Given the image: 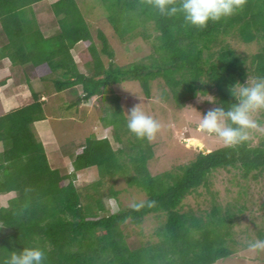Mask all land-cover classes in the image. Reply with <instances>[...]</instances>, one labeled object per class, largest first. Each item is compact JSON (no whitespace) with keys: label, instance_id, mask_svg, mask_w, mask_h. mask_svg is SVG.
<instances>
[{"label":"trees","instance_id":"obj_1","mask_svg":"<svg viewBox=\"0 0 264 264\" xmlns=\"http://www.w3.org/2000/svg\"><path fill=\"white\" fill-rule=\"evenodd\" d=\"M43 1L0 0V20L8 38L0 46V58L30 63L41 72L62 70L64 79L58 80L57 88L81 85L84 92L68 108L113 92L115 84L129 79L138 80L150 96L152 82L163 78L179 107L199 94L211 93L217 107L228 110L237 102L232 86L264 77V0H247L243 10L209 21L203 28L187 24L182 13L161 15L142 0H100L109 8V30L117 33L121 43L138 36L150 39L149 25L156 32L153 52L125 64L115 60L116 51L102 28L97 34L102 42L99 48L78 0H54L51 6L59 29L45 36L35 10ZM80 42L91 52L84 63L87 71L80 70L73 54ZM241 44L247 50L241 51ZM102 53L108 55V62ZM112 100L110 124L117 147L106 135L89 137L69 174L50 165L32 128L34 121L44 117L40 94L34 93L30 104L0 116V141L5 148L0 154L4 176L0 175V192L15 194L8 206L0 205V222L9 230L0 233V264L12 251L37 245L46 253L43 264H213L233 254L226 242L235 221L234 214H228L243 213V206L223 207L218 202L220 192L209 189L210 176L232 167L239 168L244 178L257 179L264 173V140L257 145L249 140L236 147L221 146L209 153L199 150L189 161L154 174L149 167L153 142L129 131L120 97ZM92 166L145 192L147 199L135 203L144 206L113 211L104 195L85 193L76 177L79 170ZM200 186L208 187L212 201L203 200L204 208L197 201V210H184ZM119 192L111 189L110 198ZM151 213L166 216L155 231L157 239L130 244L126 224L141 225Z\"/></svg>","mask_w":264,"mask_h":264},{"label":"rangeland","instance_id":"obj_2","mask_svg":"<svg viewBox=\"0 0 264 264\" xmlns=\"http://www.w3.org/2000/svg\"><path fill=\"white\" fill-rule=\"evenodd\" d=\"M53 2L54 0H46L35 5V10L39 16L38 25L45 36L54 35L59 29L57 17L51 6ZM78 2L85 12L86 19L91 23V30L95 41L99 44V48L102 47V42L97 37L98 30L102 28L107 31L110 45L116 51L115 60L118 63L125 64L136 61L142 57H147L153 52L156 32L152 25H149L148 29V32L152 34L150 39L147 40L142 36H138L126 43H121L117 33L109 30V20L106 19L109 8L105 4H102L100 0H78ZM139 29H142V27ZM6 36L0 20V46L1 43L7 40ZM233 43L235 44V42ZM77 46L75 48L77 62H79L83 71H87L88 67L84 63L86 60L91 59V52L83 42H80ZM239 48L241 51L247 50L246 44H241ZM102 57L106 62L110 59L105 53H102ZM17 65L21 68L20 65L22 64ZM14 67H17L16 64ZM12 73L11 71L10 74ZM22 74L23 72H21ZM251 80L247 81L251 82ZM78 88L81 90L80 86ZM113 89V92L108 91L102 96H97L95 101H93V98L89 104L84 102V106L75 114L78 116L75 119L60 121L57 116H51L54 137L51 138L48 134V139L44 141L45 146L50 147L52 143L58 142L59 144L60 142L62 146L57 151L60 156L65 155L68 148L69 153L73 154L76 152L77 146L83 145L89 137H94L95 132L100 133L101 130L103 133L107 132L106 136L117 147L110 124V120L114 116L112 112L115 108L112 97L116 95L120 97V105L127 120L128 111L139 104L145 112L154 116L163 125L155 140L152 141L155 152L154 157L149 162V167L154 174L171 169L175 165L185 163L195 157L196 153L202 149L196 144H191L190 140L201 141L208 151L224 146L217 136L208 134L199 127L202 115L218 106L214 101L213 94H199L197 97L188 100L184 106L179 107L163 78L155 79L152 82V94L150 96L146 95L140 82L136 79L117 83L113 86ZM165 91L169 94L166 97L163 95ZM75 96L73 95V97ZM32 97L34 98L33 93ZM1 106L2 103L0 102V108ZM70 113V110L64 108L59 112L63 115ZM103 117L106 118L103 119ZM256 118L259 122L261 120L260 124L264 126V111H261ZM34 123H32L33 130ZM35 133L39 138L38 132L35 131ZM263 140L264 131L251 130L250 141L253 145H257ZM53 163H58V160H54ZM59 164L64 166V162ZM72 165L76 166L73 161ZM79 172L83 173L77 178V185L85 193L89 191L90 193L97 192L104 195L103 199L107 205L112 206L113 211L130 207L136 202L147 199L145 192L136 187L128 186L124 178L107 175L97 166L89 167L84 171L79 170ZM116 178L119 179L115 181ZM65 182L67 183L68 180H65ZM111 189H118L120 192L117 196L110 198L109 192ZM209 189L213 192L217 190L220 192L218 202L223 207H227V205L243 206V213L239 211L228 214H234L232 218L235 221L231 228L232 234L226 242L227 246L233 250V254L220 258L213 264H264V252H252L247 247V243L251 240L264 239V173L257 179L244 178L239 168H220L210 176ZM10 196V194L0 195V205L8 206ZM205 199L212 201L211 194L208 187L200 186L198 192L188 199L184 210H197V201L201 203L203 208L206 207L203 204ZM165 219V214L151 213L141 225L128 222L125 226V232L128 234L127 241L132 245H137L139 242L150 238L157 239L155 231L163 224ZM0 229H2L1 234L9 232L4 227H0Z\"/></svg>","mask_w":264,"mask_h":264},{"label":"clouds","instance_id":"obj_3","mask_svg":"<svg viewBox=\"0 0 264 264\" xmlns=\"http://www.w3.org/2000/svg\"><path fill=\"white\" fill-rule=\"evenodd\" d=\"M142 2L156 8L161 15L175 16L182 13L187 24L203 28L209 21L217 22L243 10L247 0H142ZM230 90L237 102L228 110L223 107L209 110L202 115L199 127L204 132L217 136L225 147H236L250 140L251 130L264 131V126L256 118L264 111V77L254 78L244 84L237 82ZM127 127L138 139L152 142L163 125L137 104L128 111ZM74 170L73 166L70 172ZM143 206V202L132 205L137 210ZM0 227L4 225L0 224ZM247 247L252 252H264V239L251 240ZM45 259L44 248L37 245L24 247L19 252L12 251L4 264H43Z\"/></svg>","mask_w":264,"mask_h":264},{"label":"crops","instance_id":"obj_4","mask_svg":"<svg viewBox=\"0 0 264 264\" xmlns=\"http://www.w3.org/2000/svg\"><path fill=\"white\" fill-rule=\"evenodd\" d=\"M7 41L8 38L6 41L1 43V45L5 44ZM73 54L75 56V53ZM77 63L79 64V62ZM15 64L17 67V64H22L20 65L21 68L18 67L17 69V67H14ZM80 70L83 71L81 67ZM11 71L13 72L12 74H10ZM61 71L62 70H49L41 72L30 63L22 61L13 63L9 57L0 58V102L2 103V106L0 108V116H3L14 109L21 108L33 102L34 98L32 97V93L40 94L42 100L45 101L44 117L34 121V130L37 131L40 135L39 138L45 147V151L48 155L50 165L53 168L61 170L60 172L62 174H69L71 168L73 167L72 161L74 162V159L76 158L77 154L81 152L84 144L77 146V149L75 150L76 152H74L73 154L69 153L68 148L65 155L62 156H60V154L57 152L59 147L62 146V143L59 142L58 144V142H54L50 147L45 146L44 141L48 139V134L51 138L54 137L51 116H57L60 121L72 120L73 118L75 119L76 117H78L75 114H77L78 110H80L81 107L84 106V102L89 104V102L92 101L93 98V101H95L97 98L92 97L88 101H81L80 103H78V105L73 108H68L67 104L73 99H76L78 95L83 96L82 93L84 92L82 88V91L78 88L79 86L81 87V85L59 90L57 88V85L59 84L58 80L64 79ZM21 72H23L22 75ZM73 95L76 96L73 97ZM63 108L70 110L71 113L68 115L59 114V112H61ZM106 134L107 132L103 133L100 130V133L95 132V137H103ZM4 150V144L0 141V154H2ZM54 160H58V163H53ZM60 162L62 164L64 162V166H60ZM82 173L83 172H79L76 178H78ZM13 193L14 192H0V195L10 194V197H13V195H15Z\"/></svg>","mask_w":264,"mask_h":264},{"label":"water","instance_id":"obj_5","mask_svg":"<svg viewBox=\"0 0 264 264\" xmlns=\"http://www.w3.org/2000/svg\"><path fill=\"white\" fill-rule=\"evenodd\" d=\"M187 141H188V140H187ZM193 141H194V140H190L191 143H192ZM196 145L199 146V147L202 149V151H203L204 153L209 152L208 149L202 144L201 141H197Z\"/></svg>","mask_w":264,"mask_h":264},{"label":"bare ground","instance_id":"obj_6","mask_svg":"<svg viewBox=\"0 0 264 264\" xmlns=\"http://www.w3.org/2000/svg\"><path fill=\"white\" fill-rule=\"evenodd\" d=\"M196 142H197V141H196V140H194L192 143H191V142H190V143H191V144H196Z\"/></svg>","mask_w":264,"mask_h":264}]
</instances>
